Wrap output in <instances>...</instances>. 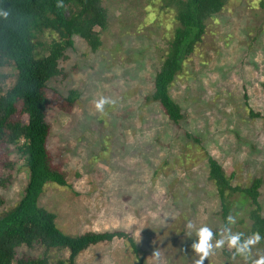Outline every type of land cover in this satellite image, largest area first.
Listing matches in <instances>:
<instances>
[{
    "label": "rangeland",
    "instance_id": "obj_1",
    "mask_svg": "<svg viewBox=\"0 0 264 264\" xmlns=\"http://www.w3.org/2000/svg\"><path fill=\"white\" fill-rule=\"evenodd\" d=\"M101 4L106 25L98 30L99 47L91 51L74 36L59 62L62 75L46 83L48 92L65 96L75 90L78 96L69 113L46 111L47 147L67 185L46 183L37 203L54 214L65 234L121 230L137 249L134 254L125 241L113 239L81 251L76 264H191L194 237L186 235L187 222L214 232L220 225L206 155L231 175L233 185L261 180L264 218V0H225L205 20L201 40L168 86L182 114L177 125L150 99L153 75L176 25L174 9L161 0ZM48 39L42 35L39 41ZM0 75L5 90L14 70L2 67ZM100 96L116 101L103 115L94 108ZM26 178L15 147L0 144V211L19 199ZM235 216L233 231L245 233L244 213ZM256 249L264 251V239ZM43 252L33 242L16 247L14 258ZM228 252L216 250L205 264H243ZM47 255V264H56L67 252L52 249Z\"/></svg>",
    "mask_w": 264,
    "mask_h": 264
},
{
    "label": "trees",
    "instance_id": "obj_2",
    "mask_svg": "<svg viewBox=\"0 0 264 264\" xmlns=\"http://www.w3.org/2000/svg\"><path fill=\"white\" fill-rule=\"evenodd\" d=\"M161 1L163 7L174 9L176 25L153 75L150 99L159 105L168 121L177 125L182 114L170 97L168 86L201 40L205 20L217 13L225 0ZM56 3L57 0H0V7L8 6L13 13L9 21L0 18V68L11 66L14 70L13 83L5 90L0 87V144L15 147L27 173L19 199L0 211V264H47V251L52 249L67 252L56 264H76L81 251L113 239L125 241L132 253L137 252L133 239L121 230L65 234L56 226L54 214L37 203L46 183L67 185L64 172L53 162L47 147L46 111L56 107L69 113L78 96L75 90H68L65 96L48 92L46 83L62 75L59 62L72 47L74 36L95 51L100 45L98 30L106 25L101 0H63V9H58ZM42 35L49 39L40 42ZM2 78L0 75V82ZM261 86L264 89V81ZM17 112L22 116L15 117ZM257 115L249 111L250 117ZM206 165L207 179L218 200L220 225L226 223L230 213L236 215L241 210L248 221L245 234L258 231L264 237V218L258 201L261 180L253 178L246 186L233 185L231 175H226L209 155ZM33 242L43 247L41 256L14 258L16 247ZM228 254L232 256V251Z\"/></svg>",
    "mask_w": 264,
    "mask_h": 264
},
{
    "label": "clouds",
    "instance_id": "obj_3",
    "mask_svg": "<svg viewBox=\"0 0 264 264\" xmlns=\"http://www.w3.org/2000/svg\"><path fill=\"white\" fill-rule=\"evenodd\" d=\"M58 9L65 8L63 0H57ZM12 9L8 6L0 7V18L9 21L12 17ZM116 101L110 97L100 96L94 100V108L100 114L105 113L106 105H115ZM237 222L236 216L229 214L226 217V223L219 225L216 232L207 224L197 226L192 221H188L186 228L188 237H194L190 248L193 252L191 264H205L207 258L214 254L218 249L227 247L232 251L233 259L237 256L243 261V264H264V251L255 249L264 237L258 231L245 234L242 231H233L232 226ZM154 255L156 253H153Z\"/></svg>",
    "mask_w": 264,
    "mask_h": 264
}]
</instances>
